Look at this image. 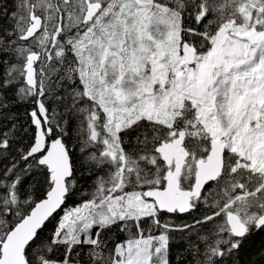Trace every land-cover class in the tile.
Segmentation results:
<instances>
[{
  "label": "snow or ice",
  "instance_id": "snow-or-ice-1",
  "mask_svg": "<svg viewBox=\"0 0 264 264\" xmlns=\"http://www.w3.org/2000/svg\"><path fill=\"white\" fill-rule=\"evenodd\" d=\"M0 264H264V0H0Z\"/></svg>",
  "mask_w": 264,
  "mask_h": 264
}]
</instances>
